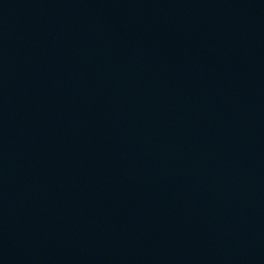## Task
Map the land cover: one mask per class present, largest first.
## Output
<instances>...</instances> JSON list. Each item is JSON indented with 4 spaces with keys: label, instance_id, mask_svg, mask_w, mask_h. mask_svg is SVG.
<instances>
[{
    "label": "water",
    "instance_id": "water-1",
    "mask_svg": "<svg viewBox=\"0 0 264 264\" xmlns=\"http://www.w3.org/2000/svg\"><path fill=\"white\" fill-rule=\"evenodd\" d=\"M0 264H264V0H0Z\"/></svg>",
    "mask_w": 264,
    "mask_h": 264
}]
</instances>
